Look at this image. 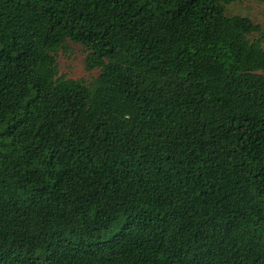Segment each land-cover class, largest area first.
I'll return each instance as SVG.
<instances>
[{"label": "trees", "instance_id": "1", "mask_svg": "<svg viewBox=\"0 0 264 264\" xmlns=\"http://www.w3.org/2000/svg\"><path fill=\"white\" fill-rule=\"evenodd\" d=\"M238 1L0 0V264H264V30ZM73 46L90 82L59 75Z\"/></svg>", "mask_w": 264, "mask_h": 264}, {"label": "rangeland", "instance_id": "2", "mask_svg": "<svg viewBox=\"0 0 264 264\" xmlns=\"http://www.w3.org/2000/svg\"><path fill=\"white\" fill-rule=\"evenodd\" d=\"M233 15L248 16L256 20L264 30V3L256 0H240L228 7ZM85 54L81 47L73 46L58 56L59 75L68 79L90 82L98 72H89L85 66Z\"/></svg>", "mask_w": 264, "mask_h": 264}]
</instances>
